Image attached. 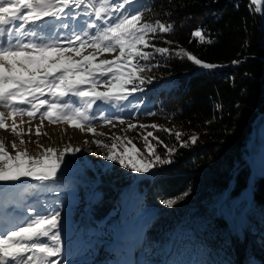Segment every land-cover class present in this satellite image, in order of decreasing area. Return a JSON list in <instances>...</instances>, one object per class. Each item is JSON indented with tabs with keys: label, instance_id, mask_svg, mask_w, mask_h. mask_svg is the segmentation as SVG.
<instances>
[{
	"label": "snow or ice",
	"instance_id": "6c2138e0",
	"mask_svg": "<svg viewBox=\"0 0 264 264\" xmlns=\"http://www.w3.org/2000/svg\"><path fill=\"white\" fill-rule=\"evenodd\" d=\"M251 3L264 6V0ZM137 4L138 0H0V108L7 110L0 111V129L10 128L16 133L17 115L32 119L38 114L42 121L47 118L54 124L67 122L90 133H95L92 122L97 119L113 127L114 121L124 124V116L117 113L125 108L140 109L144 102L137 99L138 94L144 93L146 84L155 79L140 73L159 66L150 63L157 55L186 58L206 71L226 67L202 60L182 48L158 47L157 34L171 33L175 25L160 19L154 23L145 20L146 9ZM256 11L264 12V8L258 7ZM205 33L201 26L191 36L202 44H212L213 40H206ZM164 43L172 44L167 40ZM117 48L119 54L112 59H97ZM242 62L234 60L232 64ZM98 104L114 108L116 113L106 114L98 109ZM9 117L10 125L6 123ZM146 127L139 125L141 129ZM151 127L172 135L170 129ZM136 128V124H128V129ZM182 135L175 133L180 147L198 141L196 134L188 140H183ZM125 139L117 136L111 145L101 140L93 142L106 150L107 161L137 174L150 173L158 165L174 162L176 147L164 144L153 132L143 135L146 152ZM20 143L25 141L21 138ZM157 145L164 147L167 158L157 153ZM11 147L14 154L0 140V186L24 179L36 181L40 186L53 185L69 162L68 157L81 151L80 147L69 145L57 155L55 148L48 147L38 156H31L27 149H18L14 141ZM189 191L162 203L172 206L188 196ZM23 211L27 219L15 225L14 230L0 228V264H61L58 259L64 253L61 211L56 208L39 211L34 207H25ZM250 264H255L254 259Z\"/></svg>",
	"mask_w": 264,
	"mask_h": 264
},
{
	"label": "trees",
	"instance_id": "16d2710c",
	"mask_svg": "<svg viewBox=\"0 0 264 264\" xmlns=\"http://www.w3.org/2000/svg\"><path fill=\"white\" fill-rule=\"evenodd\" d=\"M237 4L239 7H236ZM137 6L146 9L145 20L154 23L160 19L165 24L175 25L171 33L157 34L155 43L158 47L182 48L207 62L226 65L206 71L186 58L157 55L150 63H158L159 66L144 71L162 81L146 84L145 92L137 97L144 102V119L157 123L162 129H170L172 133L169 135L156 129L154 136L177 149L172 164L158 165L153 177H146L137 185L136 189L143 194V206L156 210L146 230L140 257L145 264L164 262L176 239L175 244L179 248L175 264L179 260L180 264H189L192 258L193 264H212L215 255L221 252L224 257L226 251L212 244H197L194 226L179 223H187L189 218H196L194 225L215 221L214 230L228 239V223L216 217L233 179L235 186L224 209L231 211L236 205V213H241L245 206L243 193L251 170L247 163V144L256 118L264 113V34L261 31V16L251 0H138ZM201 26L206 30V40L212 39V44H202L198 39H192L193 30ZM165 40L172 44L164 43ZM234 60L243 62L232 64ZM140 75L144 76L142 73ZM165 75L172 78L163 79ZM147 111L156 114L145 115ZM262 126L264 118L259 128ZM121 129L127 132V138L137 148L146 152L145 141L138 138L136 129H128L126 121L121 124ZM176 132L183 134V140L196 134L198 141L195 145L180 147L175 139ZM149 140L155 145L151 137ZM262 143L263 138L257 136L253 151L258 152ZM156 151L162 158H167L162 145H157ZM122 170L124 168L121 166L117 172L102 174L100 184L94 191L89 225L84 232L98 228L130 189L135 177L129 172L121 173ZM237 170L239 172L236 174ZM89 172L94 173L93 170ZM93 181L95 185V178ZM188 190L189 195L176 204L167 206L162 203ZM196 193H205V202L213 205L211 212L200 211L194 201ZM246 218L248 222L257 224L264 241V177L255 178L254 200ZM170 235L169 243L164 246L165 236Z\"/></svg>",
	"mask_w": 264,
	"mask_h": 264
},
{
	"label": "rangeland",
	"instance_id": "374dc122",
	"mask_svg": "<svg viewBox=\"0 0 264 264\" xmlns=\"http://www.w3.org/2000/svg\"><path fill=\"white\" fill-rule=\"evenodd\" d=\"M258 7L264 8L262 5H254L255 10ZM257 13L260 14L264 27V12ZM118 54L119 49L117 48L115 52L103 53L99 55L97 59L110 60ZM142 74L146 78L155 77L152 83H155L156 80L157 82L162 81V79H159V77L155 75H151L148 71H143ZM171 78L172 77L170 75H165L163 79ZM101 90L104 89L101 87ZM143 107L144 103L141 104V107L138 110H130L125 108L122 113H117L123 115L125 121L128 124L134 123L137 125L136 130L139 135L138 138L142 140H144L143 135H146L147 132H153V135H155L156 129L152 128L151 125L159 126L155 122H147V120L144 119L145 117ZM98 109L104 110L106 114L116 113V109H109L103 104H98ZM0 111L6 112L7 110L0 108ZM98 114L99 113L97 111V115ZM15 120L18 125L16 133L12 132L10 128L7 130L0 129V140L5 143L10 153L14 154V151L11 147L13 141L17 144L18 149H27L29 155L31 156H38L42 153L44 148L48 147L55 148L57 150V155L59 154V151H62L66 146L69 145H71L73 148L80 147L81 151L68 157L69 162L63 166V171L60 172L59 175V179H65L63 181L58 180L55 184L50 186H40L36 181L24 179L22 181L16 182L15 184L0 186L1 224L4 225L5 229L14 230L15 225H19L27 219V214L23 211L25 207H34L39 211H43L45 208H56L61 211L63 217L61 223V233L63 238L64 253L63 256L58 259L61 261L65 258H73L86 248H94L97 243L94 245V247H92V241L94 240L96 242L98 240L97 238L99 237V230L102 229L103 224L99 229L90 228L87 232H84L86 230L85 228L89 225L87 219L86 224H82L84 220L82 212H85V210L89 208L88 202L90 200V196L87 194V192L89 193L90 190H88L87 184L94 183L93 178H96V180L100 181L102 179V174L105 172H107L106 175H108L110 171H119L121 166L119 164L107 161L104 158L106 155V150L99 148L93 141L101 140L104 143L111 145L113 139L118 136L122 139L126 138V142V140L130 139L127 138V132L121 129V124L119 121H114L115 127H113L112 125L105 124L100 119L94 120L92 122V126L96 131L95 133H90L86 130L81 131L74 126H70L67 122H59L54 124L48 121L47 118H44L42 121L39 117V114L36 118L32 119L26 115L23 117L17 115ZM21 121H23V123ZM11 122L12 118L9 117L6 120V123L10 125ZM141 124L148 127L141 129L139 128V125ZM37 128H39V135H37ZM86 128L87 125H85V129ZM159 128H161V126H159ZM258 136L264 138V126L259 128ZM21 138L25 141L24 144L20 143ZM117 143L119 145L120 142L118 141ZM152 143L154 145V142ZM262 150L264 151V145ZM89 170H93L94 173H90ZM154 171L155 169L150 173L137 174L131 172L130 170L124 169L121 171V173L124 174V172H129V175L134 176L135 179H140L144 176H152ZM128 193L129 190L122 195L121 200L125 196L127 197ZM204 195L205 193H200L199 195L196 193L194 195V201L200 207V211L206 210L211 212L213 207L211 205H205L206 200L204 199ZM129 198L130 204L128 214L121 224V231L119 234L124 246L132 248L130 250H134L135 242L137 240H135L137 231L145 230L148 224L155 217L156 210L143 206V194L137 189L132 191V193L129 195ZM119 202L117 203L116 208L118 207ZM4 215L5 218H7V221L5 220ZM239 217L240 213H236V216H234L237 234L236 241L234 240L233 235H230L228 238V244L230 245V248H223L226 251L225 260L229 259L223 264H249L250 260L254 258L255 264H264V259L260 258V256L255 253L253 248H250V246L246 247V244H249V240H247L246 232L241 230V226L239 227L237 223ZM247 229H251L249 224L247 225ZM170 238L171 235L170 237L165 236L163 244L164 246L169 243ZM239 240L242 241V246L244 247L234 248V246L238 244ZM175 241L172 244L170 250V255H173L169 257V259L167 258L164 263L151 261L147 264H169L171 258L172 261L175 262L177 259L176 254L178 250V248H176L178 245L175 244ZM258 243L261 244L259 238ZM102 244H104V242L99 245ZM163 245L162 248H164ZM99 251L100 249L98 252ZM136 258L140 259L139 251L136 252ZM179 262L178 264H180ZM214 262L219 263L217 259L211 261L212 264H214ZM113 263L110 262L108 264ZM170 264H172V262Z\"/></svg>",
	"mask_w": 264,
	"mask_h": 264
},
{
	"label": "bare ground",
	"instance_id": "6f19581e",
	"mask_svg": "<svg viewBox=\"0 0 264 264\" xmlns=\"http://www.w3.org/2000/svg\"><path fill=\"white\" fill-rule=\"evenodd\" d=\"M261 31H263L262 33L264 34L263 25L261 26ZM253 169H254V172H257L259 175L264 174V151L263 150L260 152V158L253 163ZM63 180L65 179H62V181ZM121 201H120L121 203L119 202L118 207L113 212H111L110 215L107 217V219L102 223L103 225L101 224L102 229L99 230V234H98L99 237L97 238L98 240L96 242L94 240L92 241V247H94V245L97 243L95 245L96 248L95 247L86 248L83 251H81L77 256H74L73 258H65L64 260H61V264H108L110 262L112 263L115 262L113 264H131V261L134 258V252H137L140 249L139 246L141 243L144 230H141V231L136 230L137 238L135 237V240L136 239L137 240L135 242L134 250H130L128 255L125 253L126 249H123L122 251L119 250L120 248H124L123 246L124 244H123L122 239L120 238L119 232L121 231V224L124 218H126L128 214L130 198L125 196ZM205 205H208V204L205 202ZM239 226H241L240 227L241 230L245 231L247 234V240H249V244H246V247L250 246V248H253L255 250V253L260 256V258L264 259V250H263L261 238H260L256 225L249 224V226H251L250 230L252 231H250L249 229L243 226V221L239 223ZM210 228L211 227H207L208 230ZM207 229L206 231H208ZM258 238L260 239L261 244L258 243ZM206 239L208 241L215 240L216 245L219 246L220 248H230V245L227 242L222 241V240H217L216 236L211 235L210 233L208 237H206ZM234 240L236 241L235 238ZM103 242L104 244L99 245ZM243 247L244 246H242L241 240H239L238 244L234 246V248H243ZM99 249L100 251L98 252Z\"/></svg>",
	"mask_w": 264,
	"mask_h": 264
},
{
	"label": "water",
	"instance_id": "95a60500",
	"mask_svg": "<svg viewBox=\"0 0 264 264\" xmlns=\"http://www.w3.org/2000/svg\"><path fill=\"white\" fill-rule=\"evenodd\" d=\"M263 118H264V113H261L256 118L254 125H253V131H252L251 139L248 141V144H247V150H248L247 163L250 165L251 170H250V175H249V179H248V185L245 189L246 204L241 211V219L243 221L246 218L247 212L251 209L252 202L254 200V189L253 188H254L255 178L260 176L257 172H254V169H253V163L260 158V153L254 152L252 146H253V142L255 141V139L258 135V126H259V124ZM238 172H239V170H237L236 174ZM261 176H264V174H262ZM142 179L143 178L135 179L133 181V183L131 184V190L130 191H133L136 188L138 182H140ZM234 186H235V179H233L230 182L229 188L223 197V200H222V202L220 204V208H219L220 212L223 211V207H224L225 203L228 201L230 194L233 191ZM142 241H143V238H142Z\"/></svg>",
	"mask_w": 264,
	"mask_h": 264
},
{
	"label": "built area",
	"instance_id": "2783aa9c",
	"mask_svg": "<svg viewBox=\"0 0 264 264\" xmlns=\"http://www.w3.org/2000/svg\"><path fill=\"white\" fill-rule=\"evenodd\" d=\"M263 146V145H262ZM262 150V149H261ZM59 181H62V178L59 179Z\"/></svg>",
	"mask_w": 264,
	"mask_h": 264
}]
</instances>
